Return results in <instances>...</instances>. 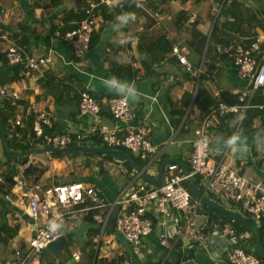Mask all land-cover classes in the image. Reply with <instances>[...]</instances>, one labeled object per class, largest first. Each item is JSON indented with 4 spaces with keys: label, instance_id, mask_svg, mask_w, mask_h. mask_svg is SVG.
<instances>
[{
    "label": "crops",
    "instance_id": "crops-1",
    "mask_svg": "<svg viewBox=\"0 0 264 264\" xmlns=\"http://www.w3.org/2000/svg\"><path fill=\"white\" fill-rule=\"evenodd\" d=\"M90 5L95 25L89 49L83 58L76 59L63 35L85 19ZM0 8L5 11L0 22V88L17 93L12 100L0 97V116L8 118V138L3 134L7 143L12 141L11 153L18 155L25 146H32L28 150L43 149L33 131L40 115L50 122V126L42 125L44 135L68 134L73 139L82 136L81 142L74 141L68 147H96L90 136L99 134L102 125L123 136V125L111 117L107 105L111 99L122 98L105 86L106 80L116 78L136 87L138 98L127 101L134 116L133 127L148 128L146 138L158 148V154L148 156L147 161L125 150L132 159L140 161V169L151 180L158 178L159 167L166 160H180L189 169L191 142L204 116L216 107L218 100L230 106L238 104L240 95L249 88L248 80L236 73L230 50L237 46L250 50L255 38L264 35V0H146L142 9L131 0H116L111 6L100 0H0ZM123 13L133 19L118 26L116 18ZM11 46L20 48L28 57L49 53L52 62L24 77L22 65L7 60ZM174 46L184 48L183 54L192 67L190 72L179 65L172 53ZM250 55L261 62V56L254 52ZM82 91L98 102L97 116L79 114ZM252 104L264 105V88L256 93ZM236 134L242 142L239 151L224 143ZM210 150L216 154V161L237 167L247 180L264 185V112L249 108L213 116ZM0 152L4 186H0V264H18V251L24 264H228L226 252L233 248L257 254L253 235L239 232L240 228L228 218L223 222L237 233L236 243L217 233L209 237L213 232L210 229L203 243L187 245L179 240L166 249L159 242L161 229L154 223L141 244L131 246L115 231L120 211L116 201L142 180L136 178V171L128 163L110 156L103 164L96 162L93 154L54 155L55 152L9 162L1 136ZM25 158L27 163L23 165ZM33 169L37 173H31ZM19 181H24L38 198L53 186L82 183L98 189L107 207L96 212L85 202L60 208L65 244L53 250L45 248L38 256L27 255L29 240L41 221L30 218L23 212V204L18 203V190L13 187ZM10 183L8 190L5 185ZM7 195L15 202L6 201ZM19 196L27 200L24 194ZM219 204L226 210L224 203ZM227 207L242 214L229 204ZM96 213L106 218L104 228L94 221ZM216 221L209 219L210 224ZM169 233L174 236L171 230Z\"/></svg>",
    "mask_w": 264,
    "mask_h": 264
},
{
    "label": "built area",
    "instance_id": "built-area-1",
    "mask_svg": "<svg viewBox=\"0 0 264 264\" xmlns=\"http://www.w3.org/2000/svg\"><path fill=\"white\" fill-rule=\"evenodd\" d=\"M116 0H100V3L111 6ZM135 7L142 9L146 0H131ZM93 6L85 10V19L77 24L71 31L63 35V41L71 47L76 59L83 58L90 43V36L94 29L95 20L92 15ZM4 10L0 8V22ZM264 34V32H263ZM58 36L59 34L56 33ZM184 48L174 46L172 53L179 65L187 72L192 70L183 54ZM254 52L261 56V62L257 63L250 55ZM7 60L10 64H21V75L27 77L29 71L38 70L42 66L51 64L52 58L48 53L40 56H26L16 46L8 48ZM230 57L234 69L240 78L249 82V88L239 97V103L230 106L223 101H217L216 107L206 114L198 129L195 139L191 142V149L188 156L189 169L185 174L182 167L176 163H168L163 171L166 176L159 185L152 186L147 182L139 181L134 189L116 201L120 207L118 217L115 221V231L131 246L138 247L143 238L149 235L154 223L161 229L159 242L163 248L174 247L179 240L187 245L196 242L203 243L210 235L217 233L218 237L229 239L233 243L238 241L235 230L222 220L210 224L209 217L201 213L200 200L194 198L188 190V179L197 177L205 193H209L218 201L229 204L234 211H239L246 218L253 221L255 228L261 233L264 245V185L247 180L237 167H228L216 161V154L210 150V123L216 114L225 116L231 113L255 108L264 112V105H253L252 100L256 93L264 88V35L257 36L250 47V50L237 46L230 50ZM0 97L5 100L17 98L15 91L6 87L0 88ZM111 117L122 124L123 136H117L114 130L106 126L99 127V137L104 148L111 150L124 149L136 156L141 161H147L148 156H156L158 148L152 145L146 138L149 129L136 130L133 127L134 116L129 103L123 98L111 99L107 103ZM78 111L81 116H97L100 111L98 102L87 92L82 91L79 95ZM19 125V122H16ZM42 125L50 126L46 116L40 115L33 126L34 136L42 141V148H66L72 143L81 142L82 136L73 139L68 134L47 136L43 134ZM206 138V148H201L199 141ZM0 152V156H1ZM98 163H105L102 155H94ZM136 178H140L136 174ZM2 179L0 178V184ZM13 188L19 204H23L22 210L33 220H40L41 224L36 227L33 236L29 240V253L27 255L38 256L51 242L62 237L61 227L56 231L49 229V224L57 221L62 225L63 213L61 209H68L75 205L89 202L90 209L99 211L105 207L104 198L101 192L82 183L60 184L44 191L41 198L30 193L31 188L24 181H19ZM20 193L26 196L20 197ZM5 200L14 203L12 197L5 196ZM153 218V219H152ZM96 224L104 228L106 218L102 213L93 216ZM172 231V236L169 231ZM210 230V231H211ZM18 264H24V259L18 251L15 253ZM28 257V256H27ZM77 259V257H75ZM225 260L228 264H263V262L251 252L241 248H233L226 252ZM33 264V263H28Z\"/></svg>",
    "mask_w": 264,
    "mask_h": 264
},
{
    "label": "water",
    "instance_id": "water-1",
    "mask_svg": "<svg viewBox=\"0 0 264 264\" xmlns=\"http://www.w3.org/2000/svg\"><path fill=\"white\" fill-rule=\"evenodd\" d=\"M0 136H1L2 144H3L4 154L13 161H17L20 158L27 157L32 154L46 153V152L84 153V154H97V155H102V156L109 155V156H113L117 158L118 160L122 162L128 163L136 171V174H138L139 177L143 181L153 186H157L161 183L162 176H163V169L165 165L168 163L174 162L183 168L185 174L188 173L187 168L183 165V163L180 160H166V161H163L159 167L158 178L156 180H151L147 176L146 172L143 169H140L135 164L132 157L128 153L124 151H120V150L106 149L103 147L73 146V147L62 148V149L61 148H43V149L39 148V149L27 150L18 155H14L9 150V146H8L6 137L2 132L1 126H0ZM29 167H31V164L29 165ZM188 190L194 198L200 200L205 206L216 211L222 216L230 219L231 221L238 223L243 228H245L247 231H249L256 240L257 256L264 260V245L262 243L261 233L258 229H256L252 224H250L248 221L242 218L239 214L225 210L222 207L215 204L214 202H212L204 193H202L199 190L196 182L192 178L188 179ZM64 244H65L64 238L61 237L51 242L50 244H48L46 249L53 250L56 247H59V248L62 247Z\"/></svg>",
    "mask_w": 264,
    "mask_h": 264
},
{
    "label": "clouds",
    "instance_id": "clouds-1",
    "mask_svg": "<svg viewBox=\"0 0 264 264\" xmlns=\"http://www.w3.org/2000/svg\"><path fill=\"white\" fill-rule=\"evenodd\" d=\"M131 19H133V17L128 13H123L116 18L118 22V26H122L128 23ZM105 86L117 92L125 101L128 100L135 101L138 98V91L133 84L121 82L116 78H110L105 81ZM207 143L208 141L206 138H202L199 141V144L202 149L206 148ZM224 143L233 151L242 150V142L238 134L229 137L227 140L224 141ZM93 155H97V154H93ZM61 226L62 225L57 221H53L49 224V229L51 231H56Z\"/></svg>",
    "mask_w": 264,
    "mask_h": 264
},
{
    "label": "trees",
    "instance_id": "trees-1",
    "mask_svg": "<svg viewBox=\"0 0 264 264\" xmlns=\"http://www.w3.org/2000/svg\"><path fill=\"white\" fill-rule=\"evenodd\" d=\"M256 103H261V102H258V101H256ZM8 121V118L7 117H4V118H2L1 116H0V126H1V128H2V131H3V133L6 135V137L8 138V133H7V130H6V122ZM90 140H91V142L94 144V146H96V147H104L103 146V143H102V140H101V138L99 137V134H94V135H92V136H90ZM11 143H12V141L11 140H9L8 141V145H9V147H11ZM28 149H32V146H25V147H22L21 148V152H24V151H27ZM118 150H122V151H125L124 149H121V148H117ZM126 152V151H125ZM54 155H61V153H59V152H55V154ZM104 157V159L106 160V159H111V157L109 156V155H105V156H103ZM6 160H8L9 162L11 161V159H9V158H6ZM133 160H134V162L136 163V165L140 168V167H142L141 166V164H140V161L138 160V159H136V158H133ZM22 164L24 165V164H26L27 163V159L25 158V159H23L22 161ZM33 172H36L37 173V170L36 169H33L32 170V172L31 173H33ZM30 173V174H31ZM194 181L196 182V184H197V186H198V188H199V190L202 192V193H204V190H203V188L201 187V185H200V180L197 178V177H194ZM3 184L1 183L0 184V186H2ZM2 187H4V186H2ZM12 187V183H10L9 185H5V188L6 189H10ZM0 190H2L1 188H0ZM205 195L212 201V202H214V203H216L217 205H221V204H219V203H223L222 201H218L217 199H215V197L213 196V195H211V194H209V193H205ZM202 207H201V213H203V214H207L208 215V217H209V219H210V221L212 220V221H215V219H217V220H222V221H229L227 218H225L224 216H222L221 214H219V213H217V212H215V211H213L212 209H210V208H208L207 206H205L204 204H202L201 205ZM223 206V205H222ZM110 221V220H109ZM234 225H236V227L238 226L239 228H240V231L239 232H248L245 228H243L242 226H240L238 223H234V222H232ZM249 223L250 224H253V222H251V221H249ZM237 231V230H236ZM252 238H253V241H255V239H254V237L252 236ZM255 255L257 256V254L255 253ZM259 258V257H258ZM263 263H264V260L263 259H261V258H259Z\"/></svg>",
    "mask_w": 264,
    "mask_h": 264
},
{
    "label": "rangeland",
    "instance_id": "rangeland-1",
    "mask_svg": "<svg viewBox=\"0 0 264 264\" xmlns=\"http://www.w3.org/2000/svg\"><path fill=\"white\" fill-rule=\"evenodd\" d=\"M224 164H227V160L224 161ZM225 166H226V165H225ZM224 208H226V210H228V211L230 210V209L227 207V204L224 205ZM240 216H241L242 218H243V217L246 218L245 215H242V214H241Z\"/></svg>",
    "mask_w": 264,
    "mask_h": 264
}]
</instances>
